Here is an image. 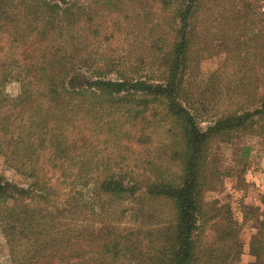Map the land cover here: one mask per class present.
<instances>
[{
	"label": "trees",
	"instance_id": "obj_1",
	"mask_svg": "<svg viewBox=\"0 0 264 264\" xmlns=\"http://www.w3.org/2000/svg\"><path fill=\"white\" fill-rule=\"evenodd\" d=\"M263 5L0 0V155L31 182L0 176L7 264L240 263L211 152L264 138ZM249 254L264 264V227Z\"/></svg>",
	"mask_w": 264,
	"mask_h": 264
},
{
	"label": "rangeland",
	"instance_id": "obj_2",
	"mask_svg": "<svg viewBox=\"0 0 264 264\" xmlns=\"http://www.w3.org/2000/svg\"><path fill=\"white\" fill-rule=\"evenodd\" d=\"M224 57L219 47L214 48L201 63L199 80L207 79L210 73L221 67ZM19 93V83L10 82L7 85L6 94L9 97L15 98ZM206 126L207 123L202 124L203 128ZM247 147L250 148L249 153L245 150ZM211 154L223 174V184L207 199L221 202L228 200L234 207L235 217L243 223L241 241L244 248L239 264H251L254 257L249 254V244L258 236L260 228L264 227V138L246 136L232 143H218L212 148ZM0 176L24 189L31 183L10 169L1 155ZM247 212L250 216L245 220ZM126 221L127 225H135L130 217ZM8 260V248L0 231V264H7Z\"/></svg>",
	"mask_w": 264,
	"mask_h": 264
},
{
	"label": "built area",
	"instance_id": "obj_3",
	"mask_svg": "<svg viewBox=\"0 0 264 264\" xmlns=\"http://www.w3.org/2000/svg\"><path fill=\"white\" fill-rule=\"evenodd\" d=\"M262 10L264 11V5H263V8H262Z\"/></svg>",
	"mask_w": 264,
	"mask_h": 264
}]
</instances>
